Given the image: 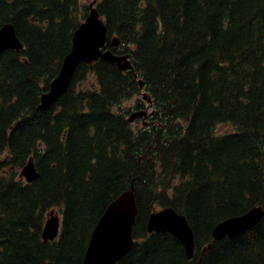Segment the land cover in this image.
<instances>
[{
    "label": "trees",
    "instance_id": "trees-1",
    "mask_svg": "<svg viewBox=\"0 0 264 264\" xmlns=\"http://www.w3.org/2000/svg\"><path fill=\"white\" fill-rule=\"evenodd\" d=\"M96 8L105 49L127 54L131 68L81 62L66 92L39 110L88 7L0 0V27L12 24L23 44L0 53V264H80L99 216L130 187L134 242L116 264H264V0H97ZM89 76L95 89L79 90ZM138 93L152 107L143 126L118 109ZM29 159L39 177L26 182L18 169ZM253 206L263 210L256 224L211 237L217 222ZM163 207L185 217L189 259L170 232H147L149 213ZM50 210L61 227L48 241Z\"/></svg>",
    "mask_w": 264,
    "mask_h": 264
},
{
    "label": "water",
    "instance_id": "water-1",
    "mask_svg": "<svg viewBox=\"0 0 264 264\" xmlns=\"http://www.w3.org/2000/svg\"><path fill=\"white\" fill-rule=\"evenodd\" d=\"M96 1L88 4L85 18L73 30L71 47L63 57L57 75L51 79L46 91L39 98L37 109H47L57 98L68 89L76 67L81 63H91L98 59L114 62L121 70L131 68L127 54H116L105 49L107 41V27L100 16ZM111 45H119L116 36L111 37ZM23 44L17 37L12 24L6 23L0 27V53L6 49L20 50ZM139 86L142 82L139 81ZM143 99H147L143 93ZM133 115L142 117L147 111H138ZM133 115L127 119L132 121ZM19 174L26 182L39 177L32 159H29L20 169ZM137 214V206L133 187L123 190L114 197L106 206L94 225L80 264H116L130 250L133 245L132 227ZM263 210L258 206L245 212L227 217L217 222L211 229V237L220 239L224 236H236L254 224L262 217ZM41 231L42 240H54L61 227V216L58 212L50 210ZM147 232H170L181 243L186 258L193 252L192 231L185 217L172 207H163L152 210L146 222ZM56 264V263H49Z\"/></svg>",
    "mask_w": 264,
    "mask_h": 264
},
{
    "label": "rangeland",
    "instance_id": "rangeland-1",
    "mask_svg": "<svg viewBox=\"0 0 264 264\" xmlns=\"http://www.w3.org/2000/svg\"><path fill=\"white\" fill-rule=\"evenodd\" d=\"M93 1H97V0H79L81 5L87 6L90 2ZM96 5V2H95ZM77 88L79 90H83V89H95V85H94V80L92 78V76H89L86 80H84L82 83L77 85ZM135 104H139V108L138 110H145L147 111V113H150L152 111V107H150L149 104L146 103L145 99L142 98V94L138 93L137 95H135L134 97H132L129 100L124 101L123 103H121V105L119 106L118 109H126V112H128L127 117L133 115L134 113H136L137 111L134 110V105ZM132 125L133 126H143L140 122L141 117H137V115H133L132 117ZM146 119V118H144ZM229 129V126L226 124H219L216 126V131H224ZM21 169V168H20ZM20 169H18V173L20 172ZM20 175V174H19ZM21 176V175H20ZM23 179L24 177L21 176ZM159 209V208H156ZM47 217V216H46Z\"/></svg>",
    "mask_w": 264,
    "mask_h": 264
}]
</instances>
